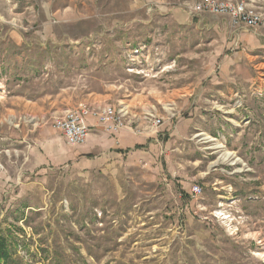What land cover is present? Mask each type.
Returning <instances> with one entry per match:
<instances>
[{"label":"rangeland","instance_id":"obj_1","mask_svg":"<svg viewBox=\"0 0 264 264\" xmlns=\"http://www.w3.org/2000/svg\"><path fill=\"white\" fill-rule=\"evenodd\" d=\"M200 1L0 0L6 264H264V0L247 30ZM80 103L144 116L157 150L53 161Z\"/></svg>","mask_w":264,"mask_h":264},{"label":"crops","instance_id":"obj_2","mask_svg":"<svg viewBox=\"0 0 264 264\" xmlns=\"http://www.w3.org/2000/svg\"><path fill=\"white\" fill-rule=\"evenodd\" d=\"M239 28V27H238ZM243 30H247L244 27H240ZM81 105H89L92 109H99L100 106H94L88 103H80L76 107L71 108L63 112L62 116L70 110H74ZM116 107V106H115ZM131 125L128 124L125 128L118 133H106L104 128L98 122V119L90 116L87 119V124L91 127V132L87 138V141L83 145L70 146L65 139L60 138L53 144L52 160L53 161H76L77 166L83 170L102 169L107 165V161H117L120 156H128V160L135 159L141 156L140 150H145V145L149 143V150L154 152L157 150L155 144L157 139L155 132L149 133L145 131L146 122L144 116L133 114L130 112ZM130 117L128 119H131ZM135 123V124H132Z\"/></svg>","mask_w":264,"mask_h":264},{"label":"built area","instance_id":"obj_3","mask_svg":"<svg viewBox=\"0 0 264 264\" xmlns=\"http://www.w3.org/2000/svg\"><path fill=\"white\" fill-rule=\"evenodd\" d=\"M195 14H212L229 17L236 27L253 29L258 26L259 17L253 11H249L244 0H201L192 7ZM129 111L122 107L119 109L113 106H105L99 109H92L89 106L81 105L74 110L66 112L62 116L53 120L54 129L65 139L70 146H79L86 143L91 132V127L87 124V119L93 116L108 133H118L120 130L131 125L128 119ZM156 126H160L161 121H154ZM194 194H199L201 188L195 185L192 189Z\"/></svg>","mask_w":264,"mask_h":264},{"label":"trees","instance_id":"obj_4","mask_svg":"<svg viewBox=\"0 0 264 264\" xmlns=\"http://www.w3.org/2000/svg\"><path fill=\"white\" fill-rule=\"evenodd\" d=\"M8 259H9V255L6 251V246L3 243H1L0 245V264H6L7 262H9Z\"/></svg>","mask_w":264,"mask_h":264}]
</instances>
